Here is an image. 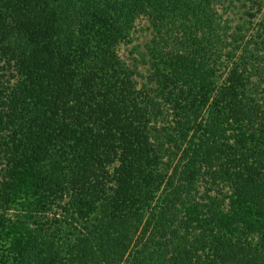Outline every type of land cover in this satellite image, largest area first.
<instances>
[{
    "label": "trees",
    "instance_id": "trees-1",
    "mask_svg": "<svg viewBox=\"0 0 264 264\" xmlns=\"http://www.w3.org/2000/svg\"><path fill=\"white\" fill-rule=\"evenodd\" d=\"M0 264H264V0H0Z\"/></svg>",
    "mask_w": 264,
    "mask_h": 264
},
{
    "label": "rangeland",
    "instance_id": "rangeland-1",
    "mask_svg": "<svg viewBox=\"0 0 264 264\" xmlns=\"http://www.w3.org/2000/svg\"><path fill=\"white\" fill-rule=\"evenodd\" d=\"M250 5H245L243 2H236L235 5L225 4L219 5L218 11L219 15L224 16V22L229 24L231 30L229 31V35L232 34V31H237L238 26H243L247 22L246 27L250 28L251 34L255 32L252 30V26L254 23H257L258 19H251L248 17L247 12L250 10ZM229 20V22H228ZM249 22H253L251 25ZM153 31L150 29V23L147 18L143 17L139 19L136 23L135 30L133 31L132 36V44H123L120 49V53L122 57L129 63L134 64V58L138 57L137 52H135V46L138 45L141 50L146 52V45L152 40ZM139 58V57H138ZM148 75V71L144 66H141V77H138L139 82L145 81L146 76Z\"/></svg>",
    "mask_w": 264,
    "mask_h": 264
}]
</instances>
